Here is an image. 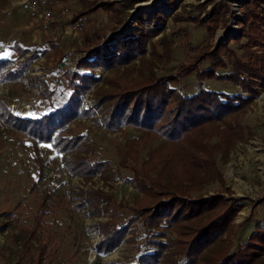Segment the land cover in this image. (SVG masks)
Here are the masks:
<instances>
[{
    "label": "trees",
    "instance_id": "1",
    "mask_svg": "<svg viewBox=\"0 0 264 264\" xmlns=\"http://www.w3.org/2000/svg\"><path fill=\"white\" fill-rule=\"evenodd\" d=\"M136 2L138 0H79L81 8L70 21L81 22L84 16L104 8L118 15L114 32L124 25L129 9L134 8ZM206 7L207 4L199 5L202 10ZM229 13V6L222 1L214 2L213 11L208 13L211 14L209 20L191 13L188 18L206 25L214 36L219 22L228 24L226 16ZM164 22L165 17L160 11L149 19L146 12H140L136 24L131 28L127 25L125 33H119V36L106 38V33H89L86 28L81 35L83 40L78 52L83 55L78 59L77 68L62 73L71 90L67 101L51 112L35 117L18 115L2 102L0 121L15 131L27 133L34 141L38 175L34 189L45 179L46 162L41 156V145L47 144L61 155L70 175L91 181L100 173L106 183L115 180L111 162L95 159L92 140L86 134L75 132L71 125L96 112L82 108L81 98L102 79L95 71L124 66V78H111L114 89L103 90L95 107L103 109L102 117L108 129L133 126L144 132L143 145L157 137L165 138L168 148L165 153L163 151V157L158 156L163 153L153 151L150 158L134 165L123 159V166L133 173L131 183L139 192L129 208L127 220L111 217L115 203L113 194L94 188L72 191L75 206L84 215L94 218L108 215L107 220L96 222L102 236L95 244L96 251L108 253L124 241L136 242V226L133 225L139 220L146 231V249L142 251V245L138 246V255L133 261L119 264H264V230L254 232L235 250H232V243L222 252L214 253L215 246L228 239L224 234L243 208L242 202L234 197L226 199L221 193L199 202H187L193 191L203 189L212 178L218 177L224 182L214 153L227 156L237 142L245 138L239 115L264 89V0H250L244 5V16L239 20L243 27L241 38L231 39L227 44L204 46L191 61L181 63L175 72L159 75L155 71L157 61L163 60L164 53L170 49L165 36L155 40L164 30ZM244 37L248 38L247 48L239 53L231 43ZM50 44L59 49L56 43ZM149 50L152 56L148 58ZM16 51L19 59L22 58L16 67H11L14 60L0 59V80L15 82L26 78L31 87L40 85L42 94L51 97L52 90L47 87L46 80L27 74L39 57L36 51L22 46H16ZM137 59H140V65L129 68V64ZM226 68L229 69L219 71ZM191 74L200 80H228L242 91L230 94L202 88L188 94L181 83ZM214 138L219 142H212ZM42 193L43 211L35 214L32 226L20 228L26 237V251L29 254L32 249L38 251L37 255L30 254L32 264H45L49 252L42 230L48 225L45 220L52 212L50 199L56 192L49 184ZM169 230L177 236L172 237Z\"/></svg>",
    "mask_w": 264,
    "mask_h": 264
},
{
    "label": "rangeland",
    "instance_id": "2",
    "mask_svg": "<svg viewBox=\"0 0 264 264\" xmlns=\"http://www.w3.org/2000/svg\"><path fill=\"white\" fill-rule=\"evenodd\" d=\"M17 1L20 0H0V59H12L14 62L11 67H16L18 61L22 60L19 59L16 46L36 51L39 57L27 74L46 80L52 95H43V87H31L26 78L15 82L0 80V103H5L18 115L35 117L63 105L71 95L62 73L66 69L77 68L78 59L83 55V52H78L82 45L81 35L86 28L89 33H106V38L110 35L119 36V33H125L127 25L130 27L136 24L138 13L146 12L149 19L154 13L162 12L165 17L164 30L155 40L165 36L170 49L164 53L163 60L157 61L155 71L159 75L167 74L175 72L181 63L191 61L204 46H217L222 42L227 44L231 39L241 38L243 27L239 20L244 16V5L250 0H138L134 8L129 9L124 25L114 32L112 30L118 15L111 10L100 8L84 16L81 19L84 28L73 30L70 19L81 8L79 0H38L39 4L35 6L32 0H25L31 10L22 8ZM222 1L230 8L226 16L229 25L225 21L219 22L214 36L209 33L206 25L188 18L191 13L200 14L201 18L209 20L211 14L208 13L213 11L214 2ZM201 4H207L205 10L199 8ZM45 8L53 10V21L49 23L40 17ZM51 42L56 43L59 49L53 48ZM247 42L248 38L244 37L241 41L233 40L231 45L237 52L243 53ZM147 54L148 58L152 56L150 50ZM140 63V59H137L129 64V68L135 69ZM229 68L219 71H227ZM124 70L125 67L121 66L95 71L102 75V79L81 98L82 108H91L96 112L92 117H82L71 125L75 132L86 134L92 140L95 159L111 162L116 173L115 180L106 183L100 173L91 181L79 175H70L63 165L61 155L47 144L41 145V156L46 162L45 179L34 189L33 184L38 178L34 141L27 133L15 131L0 121V264H32L30 254L37 255L38 251L32 249L30 254L26 251V237L20 228L32 226L35 214L43 211L42 192L49 184L55 188L56 194L50 199L52 212L46 216L48 225L42 230V238L49 245L45 264H119L133 261L138 255V246L142 245V251L146 249L145 227L138 220L133 225L136 226V242L124 241L113 251L99 254L95 244L102 236L96 222L107 220L108 215L100 218L84 215L75 206L72 194L77 188L107 191L115 197L111 217L127 220L130 216L129 208L139 192L131 183L133 173L123 166V159L134 165L150 158L153 151L162 154L168 148L165 138L157 137L143 145L144 132L133 126L108 129L102 117L103 109L95 107L103 90L114 89L115 85L110 79L124 78ZM181 86L188 94L202 88L230 94L242 91L228 80H200L194 74L186 77ZM239 123L245 138L237 142L228 157L221 152L214 153L217 165L224 174V182L214 177L203 189L193 191L187 199L188 203L199 202L202 198L221 193L226 199L234 197L244 204L232 227L224 234L228 239L215 246L214 253L222 252L232 243V250H235L254 232L264 230V89L247 110L239 115ZM215 138L211 141L219 142ZM164 153L158 156L163 157ZM169 232L172 237L177 236L176 232Z\"/></svg>",
    "mask_w": 264,
    "mask_h": 264
},
{
    "label": "built area",
    "instance_id": "3",
    "mask_svg": "<svg viewBox=\"0 0 264 264\" xmlns=\"http://www.w3.org/2000/svg\"><path fill=\"white\" fill-rule=\"evenodd\" d=\"M32 4L35 6L38 5L39 2L38 0H32ZM40 17L43 19L45 23H49L53 21V10L51 8L43 9V11L40 13ZM71 25L73 30H81L82 28V24L80 21L73 22Z\"/></svg>",
    "mask_w": 264,
    "mask_h": 264
},
{
    "label": "crops",
    "instance_id": "4",
    "mask_svg": "<svg viewBox=\"0 0 264 264\" xmlns=\"http://www.w3.org/2000/svg\"><path fill=\"white\" fill-rule=\"evenodd\" d=\"M16 3L21 4L23 6L22 8L24 9L28 8L29 10H31V6H29V3L27 1L25 2V0H23V2L20 0V1H17Z\"/></svg>",
    "mask_w": 264,
    "mask_h": 264
}]
</instances>
